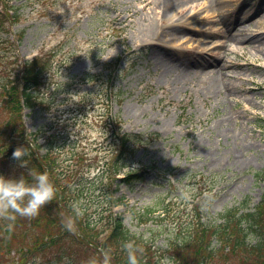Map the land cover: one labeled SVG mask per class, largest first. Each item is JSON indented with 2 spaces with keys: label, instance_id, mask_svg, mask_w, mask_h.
Returning <instances> with one entry per match:
<instances>
[{
  "label": "rangeland",
  "instance_id": "1",
  "mask_svg": "<svg viewBox=\"0 0 264 264\" xmlns=\"http://www.w3.org/2000/svg\"><path fill=\"white\" fill-rule=\"evenodd\" d=\"M6 1L20 17L0 40L22 32L17 45L22 60L43 50L57 54L55 76L45 79L41 92L47 106L25 108L23 119L28 133L43 128L69 134L66 149L59 150L62 157H70L76 145L86 154L84 163L90 166L84 170L90 169V177L78 201L82 211L97 220L109 211L120 215L130 231L162 250L157 264H171L165 249L179 230L198 220L218 223L220 214L245 199L250 207L259 202L264 191V52L237 48L228 35L232 23L243 17L245 32L264 34V0H185L184 11L174 9L164 21L159 0ZM178 23L183 28L175 37L164 35ZM145 24L157 35H143ZM225 48L224 61L242 71L233 78L238 88L227 102L205 97L201 83L174 82L179 60L215 61ZM160 50L168 60L154 56ZM89 73H100L98 80L81 83ZM116 119L122 130L153 134L132 158L125 157L131 166L118 174L143 167L144 180L128 184L102 176L100 169L115 161L106 129ZM148 209L154 213L146 214Z\"/></svg>",
  "mask_w": 264,
  "mask_h": 264
},
{
  "label": "trees",
  "instance_id": "2",
  "mask_svg": "<svg viewBox=\"0 0 264 264\" xmlns=\"http://www.w3.org/2000/svg\"><path fill=\"white\" fill-rule=\"evenodd\" d=\"M19 17L16 6L0 0V34L8 31ZM21 37L22 32L0 40V173L18 175L25 171L13 152L30 145V166L47 171L57 191L38 216H0V264H84L89 257H99V250L104 247L112 249V264H127V253L122 248L126 240L139 248V264H157L164 254L162 250L130 231L120 215L109 211L105 218L97 220L86 209L79 208L77 214L72 208L73 204L78 206L84 181L90 177L86 176L90 169L84 170L90 166L84 163L86 154L78 151L76 145L70 157H62L59 150L66 149L69 134L49 133L43 128L28 133L23 119L25 107L47 106L48 100L41 92L45 79L53 80L55 76L57 54L43 50L22 60L17 51ZM99 74L89 73L81 83L87 78L98 80ZM106 133L113 144L110 153L115 161L100 170L103 177L109 176L113 181L121 169L130 165L125 157L132 158L153 134L122 130L117 119ZM40 137L45 138L44 143L38 142ZM43 146L45 151H41ZM124 174L121 181L128 184L146 178L143 167L129 168ZM152 213L154 210L148 209L146 214ZM69 217L73 221L71 231L64 226ZM242 223L260 236L255 245L246 242ZM165 253L171 264H264V191L256 205L250 207L245 199L220 214L218 223L198 220L187 230L182 228L169 240Z\"/></svg>",
  "mask_w": 264,
  "mask_h": 264
},
{
  "label": "bare ground",
  "instance_id": "3",
  "mask_svg": "<svg viewBox=\"0 0 264 264\" xmlns=\"http://www.w3.org/2000/svg\"><path fill=\"white\" fill-rule=\"evenodd\" d=\"M158 3L161 8L159 10V13L161 14V19L163 21L171 19L174 15L172 11H175L176 9H179V11L183 12L184 7L187 4L185 0H159ZM153 9L154 6H149V12L151 14H153ZM171 12L172 14H170ZM209 17V15L204 16V18ZM246 22V18L243 17L242 19H240V22L232 23L231 29H235L236 31L232 32V30L230 29L228 41H230L233 45H237V48L240 49L264 52V34H260L258 31H256L255 33L245 32ZM182 28V23H178L174 26H171V28L168 29L164 33V35L175 37ZM141 32L143 35H157L155 31H153L150 24H145L144 27L141 28ZM224 46L225 44H221L219 47L224 48ZM220 50H224V52L217 53L216 56H218V59L215 61H211L209 59L198 60L194 57L185 60H179L178 63L181 68L177 72V75L174 78V82L176 84L180 83L183 86H186L187 84L201 83L202 91L204 92L205 97L217 96L221 101L227 102L229 98L234 97L233 93L237 91L238 88V84L233 78L241 75L242 71L239 69H232L233 65H236L235 63L230 62L228 64V62L224 61L227 48ZM234 52H236V50H234ZM154 56L160 60H168L166 51H156L154 52ZM219 60L220 66L218 64ZM167 64L169 68V62ZM225 68L229 70L227 72L223 71ZM223 131L225 135H229V133L231 132L226 127ZM222 159L223 158H221V160Z\"/></svg>",
  "mask_w": 264,
  "mask_h": 264
},
{
  "label": "clouds",
  "instance_id": "4",
  "mask_svg": "<svg viewBox=\"0 0 264 264\" xmlns=\"http://www.w3.org/2000/svg\"><path fill=\"white\" fill-rule=\"evenodd\" d=\"M13 157L19 161L20 167L25 171L18 175L0 173V216L8 219H14L16 214L23 217L38 216L41 209L54 199L56 186L47 171H40L30 166V145L18 147L13 152ZM72 208L77 214L80 213L76 204H73ZM64 226L69 231L73 229V221L70 217L64 221ZM242 227L245 229L246 242L255 245L260 240V236L243 223ZM122 248L127 253V264H139L137 254L139 248L131 240L124 241ZM112 261V249L104 247L99 250V257H89L84 264H112Z\"/></svg>",
  "mask_w": 264,
  "mask_h": 264
}]
</instances>
